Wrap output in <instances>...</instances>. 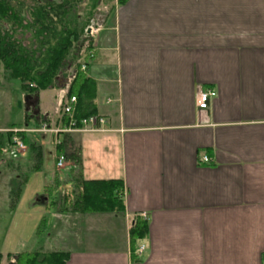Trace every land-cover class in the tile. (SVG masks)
<instances>
[{
    "label": "crops",
    "instance_id": "crops-1",
    "mask_svg": "<svg viewBox=\"0 0 264 264\" xmlns=\"http://www.w3.org/2000/svg\"><path fill=\"white\" fill-rule=\"evenodd\" d=\"M99 23L85 71L104 130L57 136L78 147L85 180L122 181L123 213L55 209L61 243L33 249L40 231L10 195L24 162L4 147L24 150L32 131L18 148L4 137L15 127L0 128V264L19 246L66 252L65 264H264V0H128ZM67 77L36 95L21 88L24 128L57 126ZM134 218L147 233L132 242Z\"/></svg>",
    "mask_w": 264,
    "mask_h": 264
},
{
    "label": "trees",
    "instance_id": "trees-1",
    "mask_svg": "<svg viewBox=\"0 0 264 264\" xmlns=\"http://www.w3.org/2000/svg\"><path fill=\"white\" fill-rule=\"evenodd\" d=\"M127 1L117 0V4L123 5ZM102 4L107 6L109 0H0V73L7 79L18 80L26 94L35 95L51 88L57 77L74 75L68 84L66 96L76 99L73 116L77 126L81 119L95 114L92 102L94 83L85 70H80L81 62L84 61L79 60L80 49L88 40L85 27L92 19L103 21L113 9V6H109L107 12H101L98 8ZM88 42L85 51L91 49ZM88 60L84 62L86 66ZM66 124L67 118L64 117L61 125ZM11 134L5 132L4 137L13 144ZM18 135L22 141L25 140L23 132ZM68 140V135H64L57 150L72 160L71 167L76 169L75 176L69 180L70 193L64 192L55 201L53 194L48 195L50 186H45L42 198L46 197V205L61 211L122 214V181L85 180L80 169L79 149L73 145L69 147ZM10 195L14 204L16 192L13 190ZM146 233V221L134 218L129 230L130 240L134 242ZM67 258L68 254L61 251L20 252L10 264H65Z\"/></svg>",
    "mask_w": 264,
    "mask_h": 264
},
{
    "label": "rangeland",
    "instance_id": "rangeland-1",
    "mask_svg": "<svg viewBox=\"0 0 264 264\" xmlns=\"http://www.w3.org/2000/svg\"><path fill=\"white\" fill-rule=\"evenodd\" d=\"M115 3L117 4V0H109V4L107 6L103 4L99 5L98 9L101 12H107L108 7L113 6ZM92 21L98 22L94 19H92ZM99 25L101 24L99 23ZM85 47L86 46H82L80 49L81 54L79 62H85V60L88 58H86L87 50L85 51ZM67 82L68 80L66 79V83ZM46 94L48 96L50 93H43L44 96H46ZM46 101L49 105L52 102L51 100L48 101L47 98ZM24 108V92L20 87V82L16 79H7L6 76H3L0 73V128L7 129L9 127H15L18 129H24ZM60 121H64V118L61 119L59 111H56V124L58 125ZM42 123L43 122H39V124L36 126L35 123L29 122L28 125L29 127H33V129H37L42 125ZM46 134H48V136L45 135L46 138H44L45 140L43 141L40 133L32 131L31 135H27V142L25 144L24 150H17L16 147L6 143L4 145L5 150L7 149V152H9L11 156L21 157L24 162L22 176H20L19 181L16 182V184L11 187L10 190L11 192L13 190L16 192V200L18 199L19 201L17 204V212L19 215L21 217L26 215L34 219L36 227L38 228L37 231H40V238L38 239L39 241L34 243V248L31 247L30 249H36L39 246H43L45 249H53L52 247L56 246V243H58L57 241L61 243L60 239H58V231L52 230V224L56 211L49 205L44 206L42 195L44 194L45 186H50L48 188L50 192L48 195L50 196L53 194V196H55V201L57 200V197L64 194V192L70 193L71 182L69 180L71 179L70 177L75 176L76 173L74 171L76 169H72L71 167L73 164L72 160L67 159V157L65 158L62 167L54 166L55 157L56 155L60 154L57 150V146L60 143V138H58L59 136L56 137V135H53L52 133ZM31 138L36 139L37 143L41 144L42 146V158L39 162L32 159L30 151V145L32 144ZM45 142L48 144L50 143L49 146H51L53 161L47 154L48 150L46 148V144H42ZM69 151L70 149L67 151V154ZM14 172L15 171L13 168L10 167V176L13 175ZM5 173H7V171ZM48 201L50 202V199ZM32 230L34 231L33 227ZM48 234H50V237ZM23 235L24 238L28 240V238L32 236V231L28 230L22 233V236ZM18 249H20L18 252H22L24 249L26 250L29 248H21L19 246Z\"/></svg>",
    "mask_w": 264,
    "mask_h": 264
},
{
    "label": "built area",
    "instance_id": "built-area-1",
    "mask_svg": "<svg viewBox=\"0 0 264 264\" xmlns=\"http://www.w3.org/2000/svg\"><path fill=\"white\" fill-rule=\"evenodd\" d=\"M101 25H99L98 22L95 21H90V23L85 27L84 32H85V36L88 39H92L99 31H100ZM94 56V51L93 49H89L87 51V57L90 59ZM86 69V63L81 62L80 65V70H85ZM74 77V75H70L68 76L67 80L68 82L66 83V88L68 87V84L70 83V81L72 80V78ZM33 86V85H30ZM215 92L213 90H208V91H201L197 93V107L199 109H206L208 106V100L210 97L214 96ZM75 103H76V99L74 96L71 97H67L66 96V92L60 96V98L58 99V109L57 111H59L60 113V117L61 119H63L64 117L67 118V124L66 125H61V121L60 123H58V125L56 127H50L45 123H42V125L37 128V129H11L10 132L12 133L11 136V141L13 142V144L15 146H17L18 148H23L24 145L22 143L21 138L19 137L18 133L19 132H23V131H35L38 133H52L53 135H58L61 133H71V132H94V131H101L104 130V118L101 116H97V115H91L89 117L83 118L80 121V124L77 126L76 121L74 119L73 116V112L75 109ZM58 143V142H57ZM209 158L207 156H203V161L206 162L208 161ZM65 161V156L63 154H58L55 157V167H62L63 163ZM142 215H144L142 213ZM142 247H139L138 251H142ZM264 261V259H263Z\"/></svg>",
    "mask_w": 264,
    "mask_h": 264
},
{
    "label": "water",
    "instance_id": "water-1",
    "mask_svg": "<svg viewBox=\"0 0 264 264\" xmlns=\"http://www.w3.org/2000/svg\"><path fill=\"white\" fill-rule=\"evenodd\" d=\"M42 200L45 202L46 201V197L42 198ZM37 201H38V199H37Z\"/></svg>",
    "mask_w": 264,
    "mask_h": 264
}]
</instances>
